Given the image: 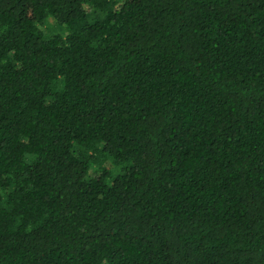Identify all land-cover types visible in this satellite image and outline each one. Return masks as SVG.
Masks as SVG:
<instances>
[{
    "label": "trees",
    "instance_id": "16d2710c",
    "mask_svg": "<svg viewBox=\"0 0 264 264\" xmlns=\"http://www.w3.org/2000/svg\"><path fill=\"white\" fill-rule=\"evenodd\" d=\"M0 264H264V0H0Z\"/></svg>",
    "mask_w": 264,
    "mask_h": 264
},
{
    "label": "rangeland",
    "instance_id": "374dc122",
    "mask_svg": "<svg viewBox=\"0 0 264 264\" xmlns=\"http://www.w3.org/2000/svg\"><path fill=\"white\" fill-rule=\"evenodd\" d=\"M49 24H50L51 26H54V21H53L52 19H49Z\"/></svg>",
    "mask_w": 264,
    "mask_h": 264
}]
</instances>
